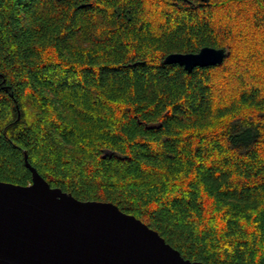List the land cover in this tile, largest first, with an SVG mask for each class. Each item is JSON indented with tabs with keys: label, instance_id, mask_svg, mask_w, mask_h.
Listing matches in <instances>:
<instances>
[{
	"label": "trees",
	"instance_id": "1",
	"mask_svg": "<svg viewBox=\"0 0 264 264\" xmlns=\"http://www.w3.org/2000/svg\"><path fill=\"white\" fill-rule=\"evenodd\" d=\"M24 153L184 259L264 264V0H0V181Z\"/></svg>",
	"mask_w": 264,
	"mask_h": 264
},
{
	"label": "water",
	"instance_id": "2",
	"mask_svg": "<svg viewBox=\"0 0 264 264\" xmlns=\"http://www.w3.org/2000/svg\"><path fill=\"white\" fill-rule=\"evenodd\" d=\"M227 56L204 47L194 54H169L164 63L189 73L220 65ZM24 162L31 184L0 181V264H204L184 259L156 231L112 203L78 201L51 188L26 153Z\"/></svg>",
	"mask_w": 264,
	"mask_h": 264
}]
</instances>
